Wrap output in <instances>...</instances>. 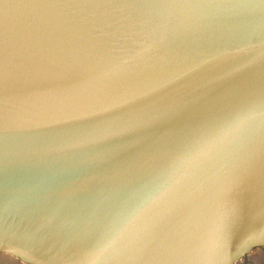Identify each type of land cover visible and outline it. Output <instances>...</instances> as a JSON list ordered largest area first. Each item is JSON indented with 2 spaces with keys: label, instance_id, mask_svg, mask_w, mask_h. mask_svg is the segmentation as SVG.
Returning a JSON list of instances; mask_svg holds the SVG:
<instances>
[{
  "label": "water",
  "instance_id": "water-1",
  "mask_svg": "<svg viewBox=\"0 0 264 264\" xmlns=\"http://www.w3.org/2000/svg\"><path fill=\"white\" fill-rule=\"evenodd\" d=\"M215 118L244 125L192 169ZM261 153L264 0H0V264H209L238 206L227 261L264 230Z\"/></svg>",
  "mask_w": 264,
  "mask_h": 264
},
{
  "label": "snow or ice",
  "instance_id": "snow-or-ice-1",
  "mask_svg": "<svg viewBox=\"0 0 264 264\" xmlns=\"http://www.w3.org/2000/svg\"><path fill=\"white\" fill-rule=\"evenodd\" d=\"M244 122L237 120H225L222 118H215L203 122L196 128L189 130L186 133V138L196 137L188 143L181 160H191L193 162L194 169L201 162V157L209 156L214 149L224 145L231 139H234L236 135L241 131ZM259 163L264 164V153H261L259 157ZM256 165V161L251 164L242 166L235 174V178L232 181L230 190L234 191L238 186L240 180ZM160 183L158 191L149 199L141 208L136 212L142 211L150 204L161 198L162 195L169 194L178 185L176 182V172H172L167 175L159 177ZM241 214L238 206L235 212L224 218L215 237V242L211 248L212 260L209 264H230L232 259L243 255L251 246L257 242H264V230L259 232H253L247 241L244 242L235 252L229 254L227 261H223L220 258L224 257L225 251L228 245L229 237L232 233L234 226L239 223ZM259 223L264 224V215L259 218ZM5 246L4 240L0 237V248ZM106 245H102L100 241L94 244L86 245L80 253V259L78 264H98L100 255ZM16 252L17 255L27 257V254L20 251L19 249H11Z\"/></svg>",
  "mask_w": 264,
  "mask_h": 264
}]
</instances>
